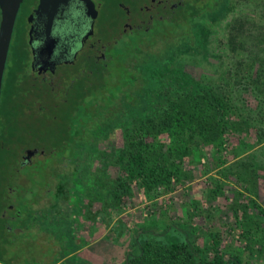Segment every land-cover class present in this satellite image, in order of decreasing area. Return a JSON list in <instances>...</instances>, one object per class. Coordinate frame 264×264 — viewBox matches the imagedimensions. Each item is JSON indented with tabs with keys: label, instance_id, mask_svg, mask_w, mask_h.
<instances>
[{
	"label": "trees",
	"instance_id": "1",
	"mask_svg": "<svg viewBox=\"0 0 264 264\" xmlns=\"http://www.w3.org/2000/svg\"><path fill=\"white\" fill-rule=\"evenodd\" d=\"M237 1L241 6L249 1L255 6L264 5V0ZM215 2L211 10L206 2L187 4L181 18L186 21L188 33L180 32L185 28H176L173 33L179 32L177 41H163V47L158 50L151 49V44L135 51L141 50L142 55L131 61L137 76L132 81L141 87L127 98L133 99L121 101L120 109L110 108L113 111H108L109 118L102 113L92 128L84 127L80 134H85V139H73L65 128L60 141L69 140L71 146L59 160L65 158L71 167L68 171L49 173L55 182L53 189L47 187L49 183L45 186L46 203L32 207L40 196L36 189L28 195L21 193L23 196L14 206L7 191L9 183H3L0 264H42L18 261L8 255L15 231L31 230L32 225L63 243L53 264H88L80 256L86 242L78 232L81 220L89 216L92 202L99 200L102 206L95 210L94 217L106 226L112 213L119 212L123 197L129 198L133 187L141 191L144 201L159 202L162 210L130 233L116 264L264 263V48L251 50L245 46L248 30L257 22L241 10L227 22L225 40L233 58L219 83H203L170 62L174 53L183 48L204 55L210 53L201 44L209 39L204 19L222 18L234 5L231 0ZM263 16L261 10L256 19ZM256 26L258 44L264 40V31L260 29L264 25L257 23ZM112 104L117 106L115 102ZM117 129L123 143L111 151L104 149ZM8 139L2 130L0 158L5 155ZM52 143L47 152L53 150ZM206 151L218 166L215 174L207 177L205 192L210 193H205V200L211 205L199 207L198 200L187 198L184 189H180L183 197L180 206L190 204L184 210L185 215H169L165 223L158 224L156 218L163 217V207L170 198L167 193L192 179L191 167L202 165ZM225 151H229L230 158L225 156ZM104 154L114 155L110 163L121 171L106 193L101 192L96 181L97 165L92 167L93 159L101 160ZM229 180L238 185L230 189V195L225 192ZM257 185L263 190L262 195L258 194ZM220 194L224 200L213 202ZM159 197H163L162 202L156 200ZM213 210L225 217L223 228L212 222ZM200 213L205 220L201 226L193 218ZM244 250L246 256L242 253Z\"/></svg>",
	"mask_w": 264,
	"mask_h": 264
},
{
	"label": "rangeland",
	"instance_id": "2",
	"mask_svg": "<svg viewBox=\"0 0 264 264\" xmlns=\"http://www.w3.org/2000/svg\"><path fill=\"white\" fill-rule=\"evenodd\" d=\"M200 1L203 3L206 2V4H208L207 8L210 10L215 8L217 3L215 0ZM231 2L234 4L232 9L222 18L215 21L204 19V23L209 30V39L208 41H201V44L202 47L210 53L204 55L194 52L190 48L180 49L171 57L170 62L173 66L181 67L195 79L209 85H214L223 81V75L233 58V53L229 50L225 40L227 22L241 10L248 18H255L258 24L264 25V16L260 17L258 20L256 19L259 16V11L262 10L264 13V5L262 6V4H259L255 6L254 2L249 1V3L245 2V4L241 6L236 0H231ZM107 9L113 12L115 8L109 5ZM22 23L23 18L20 19L16 28V35L18 36L22 33ZM257 23H255V25L253 24V27L248 30L249 37L245 43L247 49L256 50L257 47L264 48V40L256 44V39L259 36L256 30L258 28L256 26ZM176 28H185L184 30H180V32L188 33V26L186 25V21L182 18L177 21V24H170L168 22L156 24L153 30L142 34L143 40L141 41L142 46L140 49L143 50L145 45L150 46L152 44L150 46L151 49L158 50L163 47V41H177V34H179V32L176 31L173 33ZM260 29L264 31V27H260ZM14 32L15 29L13 30V35ZM163 33L165 36L160 37ZM10 50L11 49L7 52L6 64L2 76V91L0 94V108L6 110V113L2 115L3 120L0 121V133L3 130L4 134L9 137L5 144V155L0 158V201L2 200L1 187L3 183L7 182L9 183L7 184L9 186L7 190L8 195L11 197L14 206H17L21 196L28 195V192L31 190L34 191L39 189L40 196H38L36 201L32 204V207L37 208L47 202L48 196L45 193V186L49 183L47 187L53 189L55 179L51 177L49 173L52 170L68 171L71 167V164L66 162L67 160L65 158L63 161L59 160L60 157L66 156L71 146V141L69 140H66L64 143L60 141L65 128L68 129L69 136H72L73 139H85V134H80V132L84 131L82 130L84 127L90 126L89 128H92V124L97 122V118H99L102 113L109 118V110L113 111L112 109L114 108L120 109L121 101H124V99H133V97H131V99L127 98L132 94V91L136 93V90L140 89L141 84L135 83V80L132 81L136 79L137 76L133 72L131 61L133 62L138 55L139 59L142 54L141 50L139 53H136L133 48L127 45L124 47L121 45L116 46L112 53L113 57L110 59L108 74L103 77L102 81L94 82L82 95H77L76 98L69 100V103H73L69 105L71 107L70 110L68 109L69 107L63 106L61 109L52 111L55 113V117L50 116L49 113L52 112H46V115H44V113L29 117L22 115L18 116V109L10 108L16 103L15 92L19 89L16 88L13 82L17 70L14 67L11 68L12 54H10ZM130 88H132V90H130ZM47 99L48 98H46V101ZM113 102H115L117 106L112 104ZM110 104H112V106L108 107ZM57 114H63L64 116H57ZM2 125H5L4 129ZM9 130H11L10 136ZM26 130L28 131L27 133L25 132ZM34 142H38L39 146L44 149V153L40 156H34L33 160L28 165L18 166L15 162V155L19 153L20 146L33 145ZM50 142H53L51 146L53 150L47 152L46 148L49 146ZM122 143V137L119 135V129H117L111 134L110 141L104 146V149L111 151L113 148L121 146ZM205 155L207 157H203L201 161L202 165L191 167L193 170L192 179L186 180L183 185L167 193L170 195V198L166 206H162L165 211L163 217H161V219H159V217L156 218L158 224L165 223L166 216L185 215L186 211L184 210L187 209L190 204H187V206L183 205V207L180 206L181 198H183L180 197V189H184V194L187 198L192 197L198 200L199 207L208 208L209 204L211 205V202L209 203L205 200V193L207 195L210 193L205 192L208 182L207 177L209 174H215L214 170H216L218 166L216 167L217 163L214 159L208 158L207 151ZM225 156L228 158L231 157L229 151H225ZM113 158L114 155L107 156L104 154L101 160L95 158L92 161V167L97 165L99 176L96 178V181L99 182V189L102 193L108 192L112 183L117 181V176L121 172L115 164L110 163V160ZM103 172L106 173L103 174ZM233 186L238 187L237 183L230 180L227 181L225 185L227 191L225 192L230 195V189ZM256 190L258 194L261 193L262 195L263 190L259 185H257ZM162 198L163 197H159L156 198V200L162 202ZM123 199L124 201L120 203L119 212L112 213V217L106 226L101 224L100 219L94 217L95 210L102 206L99 200L92 202L89 216L81 220L82 226L79 228L78 232L83 234V237L86 238V242L82 246L80 256L88 264H116L122 257V250L130 233L136 231L148 218L159 213L157 212L159 209L162 210L161 206H158L159 202L151 204L150 199L144 201L141 191L137 187L132 188V193L129 198L123 197ZM220 199L222 201L224 200L222 194L218 195L212 201L220 202ZM6 211L7 210H4V212ZM99 213L100 211H98L97 214ZM212 213H214L211 217L212 222L216 226L223 228L225 217L221 213H218V210H213ZM193 218L198 220L200 226L202 224L201 222L205 221L202 219L203 216L201 213L200 215L194 214ZM30 229L31 230L27 231H21V229H19L18 232L15 231L12 235L13 239L11 246L8 248V255L18 261L28 260L37 261L38 263L42 262V264H53L52 260L59 254V249L62 248L63 243L57 242L55 236L47 233V231H38L36 225H32ZM198 240H201V238ZM242 253L244 256L247 255L246 250ZM259 264L264 263L262 262Z\"/></svg>",
	"mask_w": 264,
	"mask_h": 264
},
{
	"label": "flooded vegetation",
	"instance_id": "3",
	"mask_svg": "<svg viewBox=\"0 0 264 264\" xmlns=\"http://www.w3.org/2000/svg\"><path fill=\"white\" fill-rule=\"evenodd\" d=\"M90 1L92 6L87 7L84 0H58L53 10L48 5L36 9L38 0L19 1L5 56L6 61L11 49V68L17 70L13 82L19 89L10 108L18 109V116L46 115L72 105L69 100L108 74L116 46L127 45L137 51L142 34L160 22L177 23L187 4L200 0ZM109 5L115 8L113 12L107 9ZM21 18L22 33L18 36ZM4 113L6 110L0 108V121ZM49 114L55 117V113ZM43 153L38 142L20 146L15 162L20 167L28 165Z\"/></svg>",
	"mask_w": 264,
	"mask_h": 264
},
{
	"label": "water",
	"instance_id": "4",
	"mask_svg": "<svg viewBox=\"0 0 264 264\" xmlns=\"http://www.w3.org/2000/svg\"><path fill=\"white\" fill-rule=\"evenodd\" d=\"M19 1L20 0H0V82L6 50ZM57 1L58 0H38L36 9L43 10L44 7L48 5L50 9L53 10L58 3ZM84 1L87 7L92 6L90 0ZM28 152L29 149L26 150V153Z\"/></svg>",
	"mask_w": 264,
	"mask_h": 264
}]
</instances>
